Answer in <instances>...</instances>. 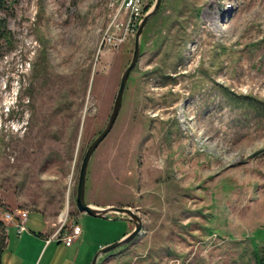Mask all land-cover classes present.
Here are the masks:
<instances>
[{
	"label": "rangeland",
	"instance_id": "obj_1",
	"mask_svg": "<svg viewBox=\"0 0 264 264\" xmlns=\"http://www.w3.org/2000/svg\"><path fill=\"white\" fill-rule=\"evenodd\" d=\"M156 1L143 0L142 17ZM122 2L0 5L11 37L0 44V220L8 210L30 213L27 233L8 228L3 264H40L36 239L66 217L64 231L77 222L82 231L72 253L82 246L90 264L131 231L116 215L79 213L75 202L84 155L133 58L137 31ZM118 11L113 30L124 42L110 49L103 39ZM140 48L118 120L92 157L86 200L132 209L143 231L98 264H258L264 0H162Z\"/></svg>",
	"mask_w": 264,
	"mask_h": 264
},
{
	"label": "water",
	"instance_id": "obj_2",
	"mask_svg": "<svg viewBox=\"0 0 264 264\" xmlns=\"http://www.w3.org/2000/svg\"><path fill=\"white\" fill-rule=\"evenodd\" d=\"M161 5H162V0H157L153 8L143 17L142 21L140 22L138 29H137V33H136L135 49L133 53V58L122 76L120 87H119V90H118V93L115 99L113 111L110 116L109 122L107 126L105 127V129L89 145L84 155L81 167H80L79 181H78L76 201H75L76 207L79 213L86 214L90 217L97 218V219H108L110 215H116L120 217L121 219H124L130 222L134 226V229L128 235L122 238L119 242H117L114 245L108 246L102 251H100L99 253H97L95 257L93 258L91 264H98L99 259L103 255H106L120 247L129 245L134 240H136L142 234V231H143L142 218L130 208H120V207H114V206H110L106 208H99V207H95L93 205L88 204L86 200L87 178H88V171H89L90 163H91L94 153L97 151L100 145L110 135L120 115L122 105H123L124 95L127 89L129 79L131 77V74L133 73V71L135 70V68L137 67L139 63L140 51H141L140 41H141L143 31L146 25L148 24L149 20L152 17H154L157 14V12L160 10Z\"/></svg>",
	"mask_w": 264,
	"mask_h": 264
},
{
	"label": "built area",
	"instance_id": "obj_3",
	"mask_svg": "<svg viewBox=\"0 0 264 264\" xmlns=\"http://www.w3.org/2000/svg\"><path fill=\"white\" fill-rule=\"evenodd\" d=\"M143 0H123L120 10H125L126 15L128 16L129 20L127 22V28L129 29L132 25V30L136 31L140 22L142 21V12L140 11L141 4ZM119 16V11L114 18L113 24L108 28L107 32L104 35L103 44H105L110 49L120 47L123 42L124 38L120 34L113 30V26H115ZM29 212L26 210H13V211H6L3 214L2 221L6 225V233L8 235V228L13 227L15 232L18 236L23 235L27 232V224L29 220ZM67 217L65 218V222H67ZM61 225L57 228L48 238L47 244L57 242L63 243L65 246L70 247L73 243H75L79 236L81 235V227L78 224L72 225L69 230L64 231L63 227L65 225Z\"/></svg>",
	"mask_w": 264,
	"mask_h": 264
},
{
	"label": "crops",
	"instance_id": "obj_4",
	"mask_svg": "<svg viewBox=\"0 0 264 264\" xmlns=\"http://www.w3.org/2000/svg\"><path fill=\"white\" fill-rule=\"evenodd\" d=\"M77 224L79 225L78 222H77ZM130 229L132 231L134 229V226H132ZM53 232H54L53 230L50 231V232L45 230L42 233H40L39 234V238L36 239L39 242V245H40V250H39L38 257L43 253V257L41 259L40 264L43 263V260L46 257H48L46 264H90L91 256L89 254H87L86 252L82 253V246L80 248H78L75 253H72L73 249L75 248V245H78L80 243V240L82 238V233L79 236L78 240L75 243L72 244V246L67 247V246L64 245L65 246V256L63 258H59L58 255H60V253H59L60 246L59 247H53V244L57 243V242H53V243H50V244H47V242H46L47 238ZM60 244H63V243H57V245H60ZM4 254H5V252H4ZM4 254L2 256V259L4 257ZM70 255L73 256V257L71 258ZM2 264H3V261H2Z\"/></svg>",
	"mask_w": 264,
	"mask_h": 264
},
{
	"label": "trees",
	"instance_id": "obj_5",
	"mask_svg": "<svg viewBox=\"0 0 264 264\" xmlns=\"http://www.w3.org/2000/svg\"><path fill=\"white\" fill-rule=\"evenodd\" d=\"M4 3L5 0H0V5ZM10 38H11L10 32L7 30L4 20H0V44L3 42L9 43ZM7 241H8V235L6 233V225L2 220H0V264H2V256L6 250ZM257 263L264 264V254L262 256L260 255V257L257 258Z\"/></svg>",
	"mask_w": 264,
	"mask_h": 264
},
{
	"label": "bare ground",
	"instance_id": "obj_6",
	"mask_svg": "<svg viewBox=\"0 0 264 264\" xmlns=\"http://www.w3.org/2000/svg\"><path fill=\"white\" fill-rule=\"evenodd\" d=\"M211 16V15H210Z\"/></svg>",
	"mask_w": 264,
	"mask_h": 264
}]
</instances>
